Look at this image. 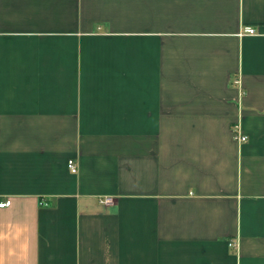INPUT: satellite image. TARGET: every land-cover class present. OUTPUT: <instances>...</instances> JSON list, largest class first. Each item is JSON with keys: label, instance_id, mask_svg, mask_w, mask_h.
Masks as SVG:
<instances>
[{"label": "crops", "instance_id": "0c3cea01", "mask_svg": "<svg viewBox=\"0 0 264 264\" xmlns=\"http://www.w3.org/2000/svg\"><path fill=\"white\" fill-rule=\"evenodd\" d=\"M3 199L0 264H264V0H0Z\"/></svg>", "mask_w": 264, "mask_h": 264}, {"label": "built area", "instance_id": "2783aa9c", "mask_svg": "<svg viewBox=\"0 0 264 264\" xmlns=\"http://www.w3.org/2000/svg\"><path fill=\"white\" fill-rule=\"evenodd\" d=\"M245 33L249 34V35H255L256 31H255L254 28L247 27V28H245ZM233 136H234V139L238 140L239 142H246L248 140L247 136L241 134L238 126H235L233 128ZM68 167H69V169H70V171L72 173H76L77 170H78L77 164L72 159L68 161ZM113 202H114V199L112 197H104L102 199V203L105 204V205H111V204H113ZM10 205H11V200L10 199L0 200V208L1 209L7 208ZM231 246L236 247L237 244L235 242H232Z\"/></svg>", "mask_w": 264, "mask_h": 264}]
</instances>
